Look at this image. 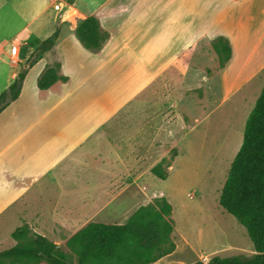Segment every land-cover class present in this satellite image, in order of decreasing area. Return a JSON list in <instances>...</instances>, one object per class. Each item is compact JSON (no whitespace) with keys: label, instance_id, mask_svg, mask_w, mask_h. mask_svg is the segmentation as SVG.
<instances>
[{"label":"crops","instance_id":"crops-1","mask_svg":"<svg viewBox=\"0 0 264 264\" xmlns=\"http://www.w3.org/2000/svg\"><path fill=\"white\" fill-rule=\"evenodd\" d=\"M61 2L69 3L65 0H0V95L17 78L19 64L30 56H22V49L30 46L33 38L29 27L48 16L52 8L56 10L55 6H60ZM69 4L74 12L66 19L68 33L61 38L60 32H55L59 33L56 46L30 70L21 97L0 116V215L26 204L29 187L45 177V162H55L52 170L57 171L69 159L80 167V174L69 178L67 183H85V189L78 190L73 198L66 197L67 192L63 191L50 219L43 215L45 212L32 217L41 215L38 225H44L46 230L72 231L74 236L91 223L124 225L142 206L138 202L130 206L123 204L128 197L135 202L136 195L132 193L120 201L119 192L104 194L105 185L120 181L118 166H128L135 160L136 152L128 150L121 154L119 145L109 142L108 146L114 149L110 155L92 149L89 143L92 137L98 134L97 142L101 138L108 140L106 131L109 129L103 126L104 121L93 122L94 117L104 115V109L119 102L125 93L135 89L145 92L158 81L165 83L172 79L183 83L189 78L193 82L190 86H195L215 79L222 88L224 100L254 83L263 86L264 0H75ZM7 7L10 15H1ZM25 7L32 12L24 26ZM89 17L97 18L101 28L111 36L99 52L86 49L76 37L78 25ZM221 38L229 43L230 59L222 66L220 55L215 52L218 61L215 74L199 75L200 70L210 68L208 61L199 57L203 54L202 43L211 44L213 48ZM13 42L19 46L17 56L11 53ZM55 58L59 74L68 80L40 90L38 79L52 67L50 62ZM213 66L214 61L210 69ZM100 72L105 74L109 85L113 84L115 76L122 77L117 93L102 96L93 83ZM29 85L34 86L33 92H29ZM174 107L177 112V106ZM129 109L128 121L136 117L130 105ZM138 115L144 120L139 131L150 135L155 114L144 109ZM136 131L138 129L129 122L125 128L114 129L117 134L130 136L128 148L134 147L135 151L131 136ZM61 152H64L62 157ZM77 152H80L78 157ZM96 164L109 168L112 173L107 174L109 178L100 180L99 174L105 171L102 168L98 171ZM72 189L75 188L70 186L68 191ZM104 196H112L108 205L113 204L114 217H89L88 211L99 208L100 205L95 206L96 201ZM167 260L164 257L152 264H169Z\"/></svg>","mask_w":264,"mask_h":264},{"label":"rangeland","instance_id":"rangeland-1","mask_svg":"<svg viewBox=\"0 0 264 264\" xmlns=\"http://www.w3.org/2000/svg\"><path fill=\"white\" fill-rule=\"evenodd\" d=\"M25 11L22 17L24 26L30 20L29 15L32 12L26 7ZM10 12V8L7 7L2 10L1 15L7 16ZM55 14L56 10L52 8L48 16L29 27L28 30L33 33V38L30 46L22 49V56L31 55L55 32H60L61 38L68 33L67 21L57 23ZM202 44L203 54L199 57L205 58L210 68L213 61L215 66L213 69L200 70L199 75L205 76L208 73L212 76L218 68L214 53L222 50L223 43L218 42V50L215 45L213 50L211 44L204 42ZM224 57L225 54L220 56V58ZM55 60L56 58L50 62V66L59 64ZM121 78L115 76L113 84L109 85L105 74L100 72L93 83L100 89L102 96L106 97L110 93L118 92ZM261 78L264 80V75ZM192 84L189 78L183 83L172 79L165 83L158 81L145 92L135 89L125 93L115 104L109 105L106 102L109 107L104 109V115L94 117L93 122L104 121L103 126L109 128L106 131L108 140L101 138L97 142V134L93 136L96 139L92 137L89 142L90 147L92 146V149H96L102 155H110L114 151L108 146L111 143L114 146L119 145L121 154L127 153L128 150L136 154L135 160L128 166H118L120 181L113 180L105 185L104 194L117 195L115 193L119 192L118 194H122L118 199L120 201L132 193L136 195H133L135 202H131L128 197L124 200V205L130 206L138 202L141 203V207L152 205L155 209L160 206L162 196L166 198L173 207V212L166 219L173 226L170 239L175 245V250L165 256L169 264H193L213 256L252 257L255 254L254 246L246 229L235 217L224 211L220 205V195L231 165L242 146L247 119L256 105L264 84L259 87L258 82L254 83L227 100L222 97V88L215 79L209 83L190 86ZM29 87V92L35 90L33 85ZM172 104L177 106V112ZM129 105L136 114L135 119L130 121L127 118ZM144 109L148 113L155 114L152 118L150 135L139 131L144 125V120L138 113H142ZM128 122L130 126L133 123L139 131L131 136L134 138L136 151L134 147L128 148L130 136L127 133L114 132L117 127H127ZM116 152L119 150L117 149ZM79 154L80 152H77L76 156L78 157ZM60 155L62 157L64 152ZM84 158L88 159L87 156ZM45 163L47 170L45 177L35 186L29 187L25 197L26 204L16 209L13 207L0 215V252L17 246H28L34 234H38L58 245L72 264H78L76 253L69 246L74 232L46 230L44 225H38L42 216L37 215L33 219L32 215L45 212L46 214L43 215L46 219H50L54 216V208L60 202L59 198L63 191L67 192L66 197L73 198L75 197L73 195L78 190L83 191L86 185L67 183L69 178L80 174V167H77L72 160L67 159L57 171L52 170L55 162ZM171 166L173 169L169 170ZM98 167V171H102L103 167L100 168V165ZM155 168H158L159 173L168 175V178L160 180L153 173ZM103 170L105 173L99 174L101 181L109 178L107 174H112L108 167L104 166ZM70 186L75 189L68 191ZM111 197L98 198L95 206L100 205V207L96 208L97 210H89L88 216L104 219L114 217L113 204L108 205L112 201ZM64 201L65 198L61 200L62 205ZM35 221L38 223L35 224ZM19 228H25L26 232L14 237L15 231ZM5 262L6 264H47L45 261L36 263L27 259H5Z\"/></svg>","mask_w":264,"mask_h":264},{"label":"trees","instance_id":"trees-1","mask_svg":"<svg viewBox=\"0 0 264 264\" xmlns=\"http://www.w3.org/2000/svg\"><path fill=\"white\" fill-rule=\"evenodd\" d=\"M74 1L68 0L71 4ZM75 33L82 45L93 52L102 50L111 37L95 17L82 21ZM58 38L59 33H55L38 46L25 63L19 64L17 78L0 95V116L19 100L30 70L56 46ZM218 42L223 43L218 54L221 57L225 54L220 58L224 66L230 59L231 48L221 38L214 43L217 50ZM67 80L68 77L59 74L58 66H52L42 73L37 85L40 90H48L57 82ZM153 173L160 180L168 177L159 173L158 168ZM160 202L158 209L152 205L139 208L124 225L91 223L77 232L70 239L69 246L75 251L78 264H152L170 255L175 250L170 239L173 226L166 218L173 212V207L163 196ZM220 205L246 229L255 254L252 257L213 256L193 264H264V87L247 119L243 143L222 189ZM24 232L25 228H19L14 237ZM5 259L72 264L58 245L38 234H34L28 246L1 251L0 264H6Z\"/></svg>","mask_w":264,"mask_h":264},{"label":"water","instance_id":"water-1","mask_svg":"<svg viewBox=\"0 0 264 264\" xmlns=\"http://www.w3.org/2000/svg\"><path fill=\"white\" fill-rule=\"evenodd\" d=\"M74 12L73 7L67 2H61L60 9L57 10L56 21L58 23L66 21V19L71 16Z\"/></svg>","mask_w":264,"mask_h":264},{"label":"built area","instance_id":"built-area-1","mask_svg":"<svg viewBox=\"0 0 264 264\" xmlns=\"http://www.w3.org/2000/svg\"><path fill=\"white\" fill-rule=\"evenodd\" d=\"M55 9H56V10H59V9H60V6H59V5L55 6ZM11 53H12V55H14V56H17L18 53H19V46L16 45L14 42H13V46H12Z\"/></svg>","mask_w":264,"mask_h":264}]
</instances>
